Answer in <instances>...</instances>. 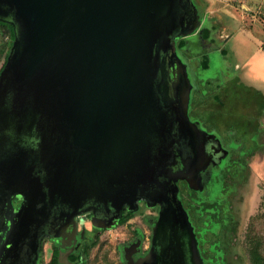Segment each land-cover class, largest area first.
Listing matches in <instances>:
<instances>
[{"label":"water","instance_id":"water-1","mask_svg":"<svg viewBox=\"0 0 264 264\" xmlns=\"http://www.w3.org/2000/svg\"><path fill=\"white\" fill-rule=\"evenodd\" d=\"M0 21L14 28L0 74V127H8L0 130V264H34L41 240L61 237L74 224L75 211L60 204L72 200V189L63 187L64 160L82 149L89 153L90 147L100 154L99 165L114 164L118 149L122 157L128 154L127 174L116 170L108 180L123 185L99 196L115 204L137 183L146 185L154 166L164 165L169 146L150 134L151 119L159 116L169 135V118L176 112L198 131L188 120L192 84L175 52V40L196 34L197 11L193 0H0ZM169 52L176 65L171 74L176 99V88L180 93L177 104L168 94ZM158 95L171 102L169 114ZM37 110L46 120L31 118ZM11 120L20 124L14 138ZM63 133L71 135L62 138ZM39 164L45 170L40 182L32 175ZM15 181L28 191L41 189L13 213ZM45 203L53 204L47 217L41 210ZM113 219L108 216L105 227ZM189 234L191 262L202 264Z\"/></svg>","mask_w":264,"mask_h":264},{"label":"flooded vegetation","instance_id":"flooded-vegetation-1","mask_svg":"<svg viewBox=\"0 0 264 264\" xmlns=\"http://www.w3.org/2000/svg\"><path fill=\"white\" fill-rule=\"evenodd\" d=\"M0 27L5 29L7 46L9 45L6 49L5 61L0 68L1 74L13 43L14 28L11 24L3 21H0ZM207 31L206 28L201 31L202 41H206ZM10 33L13 34V39H11ZM209 33L208 31V35ZM198 35L196 33L190 42L183 38L175 40V52L179 59L178 52L187 54L194 51L198 52L201 49V45L198 44V38L200 39ZM170 52L165 58V67L171 79L168 82V94L177 104L180 93L176 88V93L179 95L176 99L171 74L172 71H175L176 65L175 61L170 60ZM202 53L200 54L203 55L200 67L205 74L202 77H199V73L194 75L198 87L192 85L189 96L191 112L188 111V119L197 127L198 131L191 125L185 124L176 112L175 115L172 113L173 115H170L169 118L171 125L169 134L170 140L173 142L167 149L164 165L160 168L154 166L146 185L141 182L140 184L137 183L138 188L135 190H125L126 192L122 193L125 195L124 198L119 199L115 204L111 201L102 202L99 196L101 193H108L106 194L108 197L109 193L115 189L114 185L116 186L118 182L112 179L110 180L111 183L108 182L114 171L117 170L118 175L122 177L127 174L124 166L128 154L122 157L120 154L122 150L118 149L116 153H113L114 156L112 155L115 160L114 164L110 165L104 160L99 165L97 162L101 156L95 147H90L89 153L82 149L80 152L76 151L77 155L72 160H64L63 187L72 189L68 193L72 200L70 201L68 198V202L62 201L60 204L67 206L70 211H75L74 224H68L65 235H61V237H44L41 240L40 251L34 264H84L88 250L98 236L100 237L107 229L116 228L123 223L130 225L132 219L130 216L138 211L144 212L143 220L138 222L137 228L130 227L126 234H123V241H120L118 245L121 264H192L189 231L194 235L197 242L196 247L201 263L222 264V262L215 263L211 258H205L204 252L208 251V248L218 240V237L214 239L216 236L211 230V222L213 223V221L202 223L198 215L195 220L191 218L186 198L196 192V194L206 196L205 198L202 197L205 201L218 200L211 196L207 199L209 192H215V179L222 176L230 161L241 164L249 152L246 147L253 145L256 140L260 139L259 130L262 125L264 98L262 94L255 93L250 88L240 85L239 81L235 79V75L226 77L230 78L228 81L223 79L219 83L220 78L218 77L216 81L211 62L216 54L208 56L206 53ZM200 55L199 53L195 54L196 57H200ZM208 60L210 61L209 67ZM204 62L207 64L206 68L203 66ZM186 70L188 73L187 67ZM210 86L215 87V89L208 90L207 88ZM209 98H212L213 101H210ZM157 100H159L164 112L167 111L169 114L170 109L173 110L171 102L165 97L161 98L158 95ZM227 100L233 103L230 105L236 110H228ZM204 102H208L206 107L203 106ZM214 103L218 104L219 107ZM33 114L31 118L37 117L38 114L39 120L41 118L43 121L46 120V113L43 111L37 110ZM155 118L161 122L159 116ZM164 118L166 119V117ZM151 120L155 125L154 118ZM11 121L16 125L9 127L11 137L14 138L20 124L15 120ZM256 124H258V128ZM20 127L23 128V125L21 124ZM6 128L8 127L2 126L0 130L5 132ZM41 129L42 126L36 128V130ZM52 133V138L60 139V134L54 136ZM74 134L75 137L78 136V133ZM70 135V133H63L62 138ZM77 147L80 146L77 145ZM62 159L61 156V162ZM24 164L25 162L22 161V165ZM36 168L39 170L32 172L33 178L39 182L44 181V165L39 164ZM122 185L123 183H120L117 187ZM39 188L34 186L28 191L15 181V186L11 191L14 195L12 198L13 213L19 210L24 199L36 198ZM101 190L105 191L100 192ZM44 206L41 210L46 213L44 217H47L53 204L45 203ZM211 211L212 215L216 212L213 209ZM56 215L61 217L60 210ZM108 216L109 218L114 217L109 222V224H113L110 228L105 227L108 224ZM209 216L212 217L210 214ZM215 216L217 217L218 214ZM210 220L212 219L210 218ZM200 223H202L201 226H199ZM220 226H223V223ZM198 228L200 230L197 231ZM23 240L22 236L18 240V245L22 244Z\"/></svg>","mask_w":264,"mask_h":264},{"label":"rangeland","instance_id":"rangeland-1","mask_svg":"<svg viewBox=\"0 0 264 264\" xmlns=\"http://www.w3.org/2000/svg\"><path fill=\"white\" fill-rule=\"evenodd\" d=\"M193 5L198 20L194 32L200 36L198 44L201 49L187 54L178 52L181 63L188 68L190 83L198 87L194 75L199 73L202 77L205 74L200 67L203 56L200 54H216L218 62L212 65L216 81L217 77L220 78L219 83L223 79L228 81L230 78L226 77L235 75L240 85L262 94L264 98V0H193ZM205 28L210 33L208 35L207 31L208 37L202 41L201 31ZM239 41L245 43L248 49L244 45L237 47ZM7 43L6 31L0 27V68L7 54ZM198 53L200 57L195 56ZM258 61L262 66L258 67ZM209 64L208 60V67ZM257 86H260L259 89H256ZM211 88L215 89L212 86L207 89L211 91ZM207 103L204 102L203 106L206 107ZM227 103L228 110L235 109L230 100ZM189 107L190 101L187 112ZM261 120L260 139L246 147L249 152L241 164L230 161L222 176L215 179V192H209L207 199L211 196L218 200L205 201L206 196L196 192L186 198L191 218L195 220L198 215L200 222L213 221L216 224L213 227L211 222L210 226L216 236L214 239L218 237V240L204 252L205 258H211L215 263L256 264V254L264 258V112ZM154 121L156 124L151 125L150 134L154 131L156 137L160 136L162 145L172 144L170 134L166 133L169 127L160 125L156 118ZM256 126L258 128V124ZM211 209L216 211L213 215ZM142 216L144 212L138 211L130 216V225L123 223L104 231L89 248L84 264H121L118 245L130 227L137 228L138 222L143 220ZM221 223L223 226H220Z\"/></svg>","mask_w":264,"mask_h":264},{"label":"crops","instance_id":"crops-1","mask_svg":"<svg viewBox=\"0 0 264 264\" xmlns=\"http://www.w3.org/2000/svg\"><path fill=\"white\" fill-rule=\"evenodd\" d=\"M243 45L247 48V45H246L245 43L243 44V42H240V41H239V43L237 44V47H239V46L241 47V46H243ZM247 49H248V48H247ZM247 49H246V50H247ZM216 61H218L217 56H213V59H212V65H214V63H216ZM257 63H258V67L262 66L261 61H258ZM256 65H257V64H256ZM259 87H260V86H257L256 89H259Z\"/></svg>","mask_w":264,"mask_h":264},{"label":"trees","instance_id":"trees-1","mask_svg":"<svg viewBox=\"0 0 264 264\" xmlns=\"http://www.w3.org/2000/svg\"><path fill=\"white\" fill-rule=\"evenodd\" d=\"M10 35H11V39H13V34L12 33H10ZM203 66H204V68H206L207 67V64L204 62V64H203ZM257 259V260H256ZM256 260V261H255ZM254 262L256 263V264H264V258L263 257H257V254H256V257H255V259H254Z\"/></svg>","mask_w":264,"mask_h":264},{"label":"bare ground","instance_id":"bare-ground-1","mask_svg":"<svg viewBox=\"0 0 264 264\" xmlns=\"http://www.w3.org/2000/svg\"><path fill=\"white\" fill-rule=\"evenodd\" d=\"M192 39H193V37H191V38L189 39V42H190Z\"/></svg>","mask_w":264,"mask_h":264}]
</instances>
